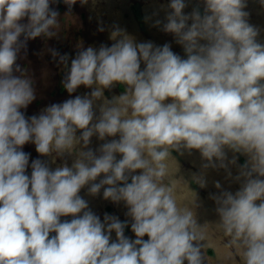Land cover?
<instances>
[{
  "label": "clouds",
  "instance_id": "clouds-1",
  "mask_svg": "<svg viewBox=\"0 0 264 264\" xmlns=\"http://www.w3.org/2000/svg\"><path fill=\"white\" fill-rule=\"evenodd\" d=\"M56 2L0 0V264H209L208 223L197 222L188 182L194 196H178L172 153L201 154L206 162L192 182L205 188L207 169L236 163L226 149L247 160L235 177L239 190L210 197L215 229L239 264H264V44L247 0H203V12L190 14L185 0H170L163 30L186 59L118 28L110 47H81L62 83L70 95L80 86L92 91L26 117L21 109L36 93L17 60L29 40L56 35ZM63 3L70 11L77 0ZM59 62L67 65V54ZM116 84L122 94L105 97ZM93 136L106 141L97 151ZM27 143L41 156L75 159L54 170L32 160L29 176ZM89 185L90 195L103 188L104 199L125 203L134 240L124 234L127 221L106 214L102 222L89 209L79 195Z\"/></svg>",
  "mask_w": 264,
  "mask_h": 264
},
{
  "label": "rangeland",
  "instance_id": "rangeland-1",
  "mask_svg": "<svg viewBox=\"0 0 264 264\" xmlns=\"http://www.w3.org/2000/svg\"><path fill=\"white\" fill-rule=\"evenodd\" d=\"M185 3L187 5L184 9L185 14H190L196 8L203 12V0H185ZM169 4L170 0H88V3L82 6L77 0L70 11L63 0H57L56 3L51 4L50 7L59 13V28L56 30V35L51 38L37 37L29 40L26 49L21 50L17 60V64L32 79L36 93L35 100L27 109H21V111L26 117L38 116L51 104L62 103L77 95L89 94L92 89L84 86H80L71 95L63 87L62 82L70 69L71 59L75 58L81 47L85 49L89 46L99 49L101 45L110 47L115 42L110 38L111 33L117 28L132 37L136 43L150 41L156 46L169 44L174 53L186 59L182 45L176 42L173 34L163 30V24L167 22L166 16L171 11L168 7ZM244 10L249 13L248 22L260 30L257 37L258 42L264 44V6L260 4V0H247V7ZM156 21H160V24L157 25ZM24 22H27L26 19ZM190 23L191 21H189ZM53 50L59 53V56L67 54V65L59 62V56H53ZM143 68L142 63L141 69ZM123 90L122 85L116 84L110 90L105 89L104 95L111 99L113 96L121 95ZM100 103L101 101H98L94 107L97 115H99L98 106ZM77 135H80L79 131ZM118 138V136L115 137V139ZM111 139L114 138H106V140ZM104 142L106 141H101L93 136L89 147L93 151H97ZM22 150L30 154L29 166L26 170V174L29 176L31 175L32 160L40 159L54 170L64 163L71 167L75 159L74 155L68 154H65L64 157H55L54 154L41 156L37 153L33 143L25 144ZM225 151L228 161H231L235 156L236 163L229 164L227 169H207L205 173L207 186L205 188L192 182L193 174L199 175L202 171V164L206 162L202 159L201 154L196 150H192L191 153L185 151L183 155L175 151L172 153L178 164V171L175 174V178L179 179L175 181L178 196H186L188 200L194 196V193L185 187L184 181L188 182L190 189L196 193L199 205L195 209L197 222L201 225L208 223V241L212 245L206 253L209 257V264H236V262L239 264V257L223 246L225 238L215 229L214 223L218 221L219 217L215 211L216 204L210 197L218 195L221 190L233 193L239 190L240 183L235 180V177L239 174V168L246 163L247 157L239 153L234 154L227 149ZM119 158L120 156L117 155V159ZM171 166L174 170L176 169L174 162ZM136 174H139V170ZM102 178L103 175L98 177L95 182L98 183ZM216 182L221 184V189L215 187ZM89 187L90 185L85 186L79 193L87 201L89 209L99 216L102 222L106 214L119 218L121 222L127 221L128 226L125 228L124 234L134 240L136 237L131 230V218L126 215L128 209L125 203H113L111 200L104 199L103 188L97 195H90ZM71 218L70 216L61 217V220L70 221ZM111 238L113 241L116 239L114 232ZM143 239L147 240L148 237L145 236Z\"/></svg>",
  "mask_w": 264,
  "mask_h": 264
}]
</instances>
